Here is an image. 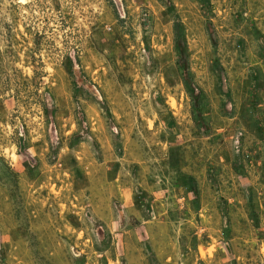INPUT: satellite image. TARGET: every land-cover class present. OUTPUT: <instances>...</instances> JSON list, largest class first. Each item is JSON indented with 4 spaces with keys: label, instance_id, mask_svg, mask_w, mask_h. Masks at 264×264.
Instances as JSON below:
<instances>
[{
    "label": "rangeland",
    "instance_id": "rangeland-1",
    "mask_svg": "<svg viewBox=\"0 0 264 264\" xmlns=\"http://www.w3.org/2000/svg\"><path fill=\"white\" fill-rule=\"evenodd\" d=\"M0 264H264V0H0Z\"/></svg>",
    "mask_w": 264,
    "mask_h": 264
},
{
    "label": "trees",
    "instance_id": "trees-1",
    "mask_svg": "<svg viewBox=\"0 0 264 264\" xmlns=\"http://www.w3.org/2000/svg\"><path fill=\"white\" fill-rule=\"evenodd\" d=\"M178 42H179V45H178V51L179 53L182 55V56H185V50L182 49V46H181V36L180 34H178ZM179 67L183 70V72L186 74V71H187V68L186 66L183 64V63H179Z\"/></svg>",
    "mask_w": 264,
    "mask_h": 264
}]
</instances>
